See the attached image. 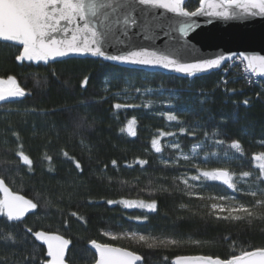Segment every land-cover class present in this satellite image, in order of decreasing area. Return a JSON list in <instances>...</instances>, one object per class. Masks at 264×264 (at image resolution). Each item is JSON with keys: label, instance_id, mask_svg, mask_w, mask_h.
<instances>
[{"label": "trees", "instance_id": "trees-1", "mask_svg": "<svg viewBox=\"0 0 264 264\" xmlns=\"http://www.w3.org/2000/svg\"><path fill=\"white\" fill-rule=\"evenodd\" d=\"M199 2L186 0L185 7L195 10ZM20 51L0 42V79L14 77L26 93L0 104V180L37 207L22 223L0 214V264H48L34 239L40 231L69 241L67 264H94L92 241L131 251L142 257L140 264L229 259L264 248V176L253 159L264 155V88L248 86L225 66L180 77L96 57L18 62ZM133 119L135 136L127 130ZM194 146L212 156V169L234 176L236 191L191 179L198 173L178 156ZM221 196H234L252 215L217 219L209 198ZM121 200L155 201L157 209H129ZM124 231L175 243H116L103 235Z\"/></svg>", "mask_w": 264, "mask_h": 264}, {"label": "snow or ice", "instance_id": "snow-or-ice-1", "mask_svg": "<svg viewBox=\"0 0 264 264\" xmlns=\"http://www.w3.org/2000/svg\"><path fill=\"white\" fill-rule=\"evenodd\" d=\"M164 9L177 17L186 18L178 21V32L186 37L198 25L191 18L198 16L217 17L225 21L243 17H264V0H200L199 7L195 10H187L185 0H0V42H11L12 45L22 46V51L16 56L18 62H43L47 64L50 60L64 58L70 55H90L102 58L104 61L118 63L128 66H142L161 68L187 77H195L199 74H206L211 70L220 69L225 61H233L237 57L241 63H246V70L258 77H264V56L249 55L245 53L220 54L210 58H202L194 61L182 62L175 58V55L168 52L136 47L129 35V28L136 25L133 13L136 12V5ZM104 10V11H101ZM238 10V11H237ZM141 15L147 17V12L141 10ZM211 22V21H209ZM151 22L145 19L143 27L147 33ZM160 25H157L159 27ZM121 37H127V40ZM144 39H154L145 34ZM121 45L127 50H121ZM115 48L114 52L108 49ZM177 53L183 51L191 55L194 51L188 41H184ZM25 90L19 86L14 77L7 80L0 79V102L16 98H23ZM116 109L123 107L115 104ZM131 107V105H128ZM169 120H175V115L169 114ZM135 119L128 124V133L135 136ZM173 135V133H168ZM233 149L240 150L238 141L231 145ZM152 148L156 153L161 152L160 142L153 139ZM23 163L31 165L32 161L28 156L20 154ZM187 159V157H185ZM255 161H264V155L253 157ZM115 163V162H114ZM138 163L143 166L147 163L140 160ZM264 176V163L257 165ZM80 168L79 163L76 164ZM243 176L247 177L248 172ZM203 177L207 181L220 182L228 189L236 191V185L232 176L225 169H213L211 171H200L199 175L192 176V180H200ZM186 185L187 180L183 181ZM0 192L3 199H0V214H6L7 220H21L30 210L37 205L23 195H15L4 186L0 180ZM256 196L257 193H249ZM219 199L224 200L221 196ZM109 204L117 203L108 201ZM125 208H139L147 212H155L157 205L155 201H119ZM212 209L217 213H252L243 204L239 206H225L213 203ZM75 215V214H73ZM232 219H240L239 216H231ZM143 222L147 217H135ZM217 219H229V216L217 215ZM30 231V230H29ZM132 235H136L133 233ZM36 238L43 239V232L35 233ZM111 238L115 239V236ZM59 241L53 245L50 240ZM139 240L145 241L144 235ZM47 255L51 257L50 264H64V254L69 241L60 237H49ZM175 243V241H168ZM161 243H164L161 241ZM92 247L98 253L97 264H137L142 257L131 251L111 247L107 244L91 242ZM151 246V245H150ZM177 264H264V248L251 251H242L229 259L212 258L205 256L184 257L177 261Z\"/></svg>", "mask_w": 264, "mask_h": 264}, {"label": "water", "instance_id": "water-1", "mask_svg": "<svg viewBox=\"0 0 264 264\" xmlns=\"http://www.w3.org/2000/svg\"><path fill=\"white\" fill-rule=\"evenodd\" d=\"M141 10H145L147 12L146 18L145 16L141 15ZM101 11H104V10H101ZM132 18L137 21V24L132 25L129 28V35L131 36L132 42L136 45V47L138 48L145 47L149 49L168 52L169 54L175 55V58L180 59L182 62L194 61V60L202 59V58H210L214 55H220V54L228 55V54H234V53L236 54L245 53L249 55L264 56V17H255V18L254 17H243L242 19L237 18V19L225 21L217 17L198 16L195 18H191L192 21L196 23L198 26L193 31H191L189 35L186 37L181 36V34L177 30L179 27V24L177 22L180 20L186 19V18L177 17L175 14L168 13L164 9H154L151 7L146 8V6H140L137 4L136 12L133 13ZM145 19L151 22L149 24L147 33L145 31V28L143 27V25L145 24ZM157 25H160V26L157 27ZM145 34L153 37L154 39H148V40L144 39ZM121 38L124 40L128 39L127 37H121ZM185 40L188 41L189 45L194 50L191 52V55H186L183 51H180L178 53L175 51L177 48L180 47V45ZM117 47H120L121 50H127L121 45H117ZM108 51L114 52L115 48L108 49ZM69 57H92V56L90 55H85V56L70 55L64 58H57V60H62V59L69 58ZM226 62H229V61H225L224 63ZM123 66L144 69L149 72H160L164 74H174L180 77H187L184 74H178V73L164 70L158 67L153 68V67L128 66V65H123ZM215 70H218V69H215ZM215 70H211V71H215ZM199 75H203V74H199ZM258 78L264 81V77H258ZM13 100L15 99L0 102V104L7 103ZM216 183L219 186L223 187L224 189L226 190L228 189L222 183L220 182H216ZM4 186L7 187L5 184ZM0 196L3 199L2 192H0ZM32 211L33 209L27 212L21 218V220H12L10 222L11 223H22L32 213ZM44 234H45V237L39 240L36 238L34 234V239L41 247L44 248L47 254L48 253V243L46 241L48 240V238L49 237H60V236L54 235V234H47V233H44ZM49 242H51L54 246L59 243V241L55 239H52ZM111 247H114V246H111ZM69 248H70V244L68 243L65 249V254H64V264H67L66 257H67ZM90 249L97 257V260L94 263V264H97V261L99 258L98 253L92 247V244L90 245ZM47 258H48V264H50L51 257L47 255ZM179 260L180 259L176 260L175 264H177V261ZM140 263L141 261L137 262V264H140Z\"/></svg>", "mask_w": 264, "mask_h": 264}, {"label": "rangeland", "instance_id": "rangeland-1", "mask_svg": "<svg viewBox=\"0 0 264 264\" xmlns=\"http://www.w3.org/2000/svg\"><path fill=\"white\" fill-rule=\"evenodd\" d=\"M165 145L167 147H169L172 150L177 149V147L175 145H172L171 142H165ZM185 157H187V159H185ZM179 159H181L183 162L187 163L189 165V167L192 170H195L198 175L200 173V171H211L212 169V165H211V160H212V156H210L209 154L206 153L205 148H203L202 146H194L190 149V151L186 154H180L178 156ZM264 163V161H255V166L257 168H259L257 165ZM260 169V168H259ZM226 170V169H225ZM228 171V170H227ZM231 175V174H230ZM232 176V180H233V175ZM239 181L237 180L236 183H238ZM232 189H227V191H231ZM226 199L221 200L218 197H210V206L213 203L216 204H223L225 206H239L240 204L237 203L235 201V197L234 196H229V197H225ZM131 209H136V210H141L144 212H147L144 209H139V208H131ZM212 209V207H211ZM213 213L217 216H229V218H231V216H243L246 213H232L231 215H229V213L225 212V213H217L216 211H214L212 209ZM133 233H136V235H132ZM104 237L111 241V242H122V241H127L130 243H136V244H141V245H151V246H166V245H170L172 243H169L168 241L171 240H166V239H157L155 237H152L150 235H144V234H140L138 232H130V231H124L122 233H113V232H104L103 233ZM140 235H144L146 237L145 241H141L139 240V236ZM112 236H115L116 238L113 239L111 238ZM161 241H163L164 243H161Z\"/></svg>", "mask_w": 264, "mask_h": 264}, {"label": "built area", "instance_id": "built-area-1", "mask_svg": "<svg viewBox=\"0 0 264 264\" xmlns=\"http://www.w3.org/2000/svg\"><path fill=\"white\" fill-rule=\"evenodd\" d=\"M229 68L234 69L238 75V79L242 80L245 84H247L250 87L258 88L259 91H263V85L262 80L259 79L257 76L253 75L252 73H249V71L246 70V64L241 63L239 61V58L237 57L235 60L230 61Z\"/></svg>", "mask_w": 264, "mask_h": 264}, {"label": "bare ground", "instance_id": "bare-ground-1", "mask_svg": "<svg viewBox=\"0 0 264 264\" xmlns=\"http://www.w3.org/2000/svg\"><path fill=\"white\" fill-rule=\"evenodd\" d=\"M231 62L229 61V62H226V63H224L222 66H221V68L223 67V66H225V67H228L229 66V64H230ZM229 68V67H228ZM235 69V68H234ZM258 89V88H257Z\"/></svg>", "mask_w": 264, "mask_h": 264}]
</instances>
